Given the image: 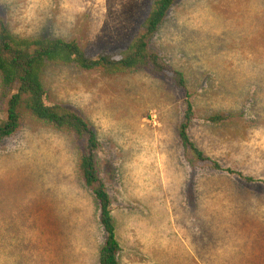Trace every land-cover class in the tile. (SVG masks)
Instances as JSON below:
<instances>
[{
    "label": "rangeland",
    "instance_id": "obj_1",
    "mask_svg": "<svg viewBox=\"0 0 264 264\" xmlns=\"http://www.w3.org/2000/svg\"><path fill=\"white\" fill-rule=\"evenodd\" d=\"M153 1L0 0V15L15 36L95 56L131 42ZM150 47L185 75L189 138L220 170L189 163L177 135L184 100L168 79L44 74L48 102L97 132L120 264H264V0H176ZM213 114L235 117L205 122ZM104 241L74 138L23 117L0 144V264H98Z\"/></svg>",
    "mask_w": 264,
    "mask_h": 264
},
{
    "label": "trees",
    "instance_id": "obj_2",
    "mask_svg": "<svg viewBox=\"0 0 264 264\" xmlns=\"http://www.w3.org/2000/svg\"><path fill=\"white\" fill-rule=\"evenodd\" d=\"M175 1L154 0L140 33L131 42L95 56L86 54L74 41L15 36L0 15V103L5 115V120L0 122V144L17 132L23 117L74 138L78 147V173L98 206L99 224L105 235L98 264H120L121 248L116 237L111 198L97 171L96 157L100 150L97 132L76 112L48 102L44 74L50 66L58 65L74 66L87 72L100 70L109 75L140 71L168 79L184 100V114L177 135L189 163L207 162L220 170L189 138L188 130L195 113L185 75L167 65L150 47ZM234 117L213 114L204 120L211 125H220Z\"/></svg>",
    "mask_w": 264,
    "mask_h": 264
}]
</instances>
